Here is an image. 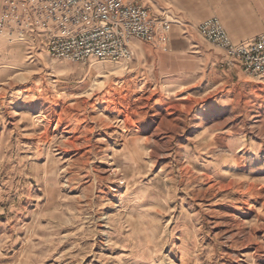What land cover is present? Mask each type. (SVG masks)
<instances>
[{
    "label": "rangeland",
    "instance_id": "1",
    "mask_svg": "<svg viewBox=\"0 0 264 264\" xmlns=\"http://www.w3.org/2000/svg\"><path fill=\"white\" fill-rule=\"evenodd\" d=\"M203 2L128 62L0 35V264H264V78L195 28L241 39L239 1Z\"/></svg>",
    "mask_w": 264,
    "mask_h": 264
},
{
    "label": "built area",
    "instance_id": "2",
    "mask_svg": "<svg viewBox=\"0 0 264 264\" xmlns=\"http://www.w3.org/2000/svg\"><path fill=\"white\" fill-rule=\"evenodd\" d=\"M175 20L153 14L139 0H0V35L19 42L44 43L50 56L87 64L92 60L128 62L133 40L169 50ZM224 51L227 63L264 78V34L234 42L216 18L195 27Z\"/></svg>",
    "mask_w": 264,
    "mask_h": 264
},
{
    "label": "crops",
    "instance_id": "3",
    "mask_svg": "<svg viewBox=\"0 0 264 264\" xmlns=\"http://www.w3.org/2000/svg\"><path fill=\"white\" fill-rule=\"evenodd\" d=\"M238 1L240 8L243 7V11L237 13L236 22H234V25H231V28L228 29L230 31L241 32V34L238 33L236 35L237 39L238 38L241 39L235 40L231 36L227 28L226 30L228 31L229 35L231 36L234 42L240 43L250 40V38H247V32L264 33V0H238ZM169 4H171V6L174 7V10L171 11L170 10L171 8H166V6L158 4L156 0L152 2V7L150 5H147V7L151 10L153 14H158V15L171 13L172 15L175 16H180L181 14H184V16H197L196 9L199 10L203 9L205 15H210L209 10L205 8L207 6V3H204L203 0H173L170 1ZM218 4L219 3L216 2V5ZM173 12L176 14H174ZM259 35L255 36V38H257ZM233 36L235 37V35ZM177 44L178 43H176L175 45Z\"/></svg>",
    "mask_w": 264,
    "mask_h": 264
}]
</instances>
